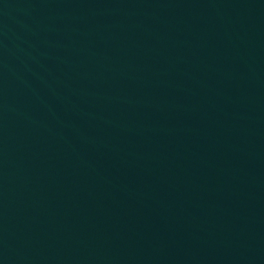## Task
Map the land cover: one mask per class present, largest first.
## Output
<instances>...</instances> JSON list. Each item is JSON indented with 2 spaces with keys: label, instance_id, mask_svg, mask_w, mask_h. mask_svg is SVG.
Returning a JSON list of instances; mask_svg holds the SVG:
<instances>
[{
  "label": "water",
  "instance_id": "obj_1",
  "mask_svg": "<svg viewBox=\"0 0 264 264\" xmlns=\"http://www.w3.org/2000/svg\"><path fill=\"white\" fill-rule=\"evenodd\" d=\"M0 264H264V0H0Z\"/></svg>",
  "mask_w": 264,
  "mask_h": 264
}]
</instances>
